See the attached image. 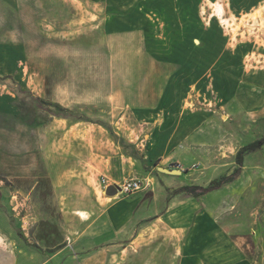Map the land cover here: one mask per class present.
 Segmentation results:
<instances>
[{
    "label": "rangeland",
    "instance_id": "obj_1",
    "mask_svg": "<svg viewBox=\"0 0 264 264\" xmlns=\"http://www.w3.org/2000/svg\"><path fill=\"white\" fill-rule=\"evenodd\" d=\"M237 1L22 0L19 10L0 2V43L25 48L18 75L0 78V87L24 84L18 112L0 113V189L10 195L0 198L22 254L49 257L68 236L92 232L62 227L44 158L53 147L76 186L99 188L101 176L143 183L112 197L133 207L75 252L81 264H179V243L196 223L228 230L248 260L264 264V146L222 191L174 192L231 174L237 152L264 135V0H244V11L255 6L246 12ZM173 114L194 126L187 146L154 159ZM173 163L181 175L160 170H178Z\"/></svg>",
    "mask_w": 264,
    "mask_h": 264
},
{
    "label": "crops",
    "instance_id": "obj_2",
    "mask_svg": "<svg viewBox=\"0 0 264 264\" xmlns=\"http://www.w3.org/2000/svg\"><path fill=\"white\" fill-rule=\"evenodd\" d=\"M88 1L95 2L99 0ZM0 2L4 6L10 7L13 10H19L22 5V0H0ZM237 2V12H246L247 10L255 7L252 5L246 11H244V8L242 7L244 0H238ZM24 59L25 48L22 46V44L17 42L0 43V78L5 76L15 77L18 75ZM21 79L16 81V89L1 85L0 113L14 114L18 112L19 107L17 103L18 100H20V93H18L17 88L20 86L24 87L23 79ZM7 81H9V79H6L4 82ZM26 86L29 87V84H26ZM170 93H173V87L170 88ZM185 118L186 117L183 115L179 116L173 114L174 123L163 130V134L167 136L168 141L166 142L165 146L158 148L157 151H154V159L161 158L162 155L169 149H178L180 147L187 146L186 141L188 140L189 134L193 130L194 126L190 125L191 121ZM44 158L50 167V177L52 178L53 186L55 187V191L61 204L60 211L62 212L63 216V229L67 231L92 230V232H88V235H86L87 233L80 232L78 233L79 238L77 239L68 236L67 240L69 242V246L66 245L62 247L49 257L31 252H24L22 254L20 241L17 238V234L15 233V226L13 223H11L10 216L6 212V207L4 205L5 202L0 198V264H81L78 261V255L75 252H77L79 249H84L85 247L89 248L92 246V244L96 243L98 240H101V238L104 236V232L107 229L112 230L117 226L115 221L109 222V218H116L117 213L122 214V211H126L128 208L132 209L133 207V203H129V200H125L126 202H119V198L113 200L110 198L114 196L105 195L103 188L100 185V179L101 177L107 176L100 177L98 181L99 188L97 185L96 187L86 185V182L81 179L76 181L80 183L79 186H76L74 185V179H69L68 177L63 176L65 167L64 161H57L59 156L57 153H55L53 147L48 148ZM60 158L63 157L61 156ZM108 159L111 160V158ZM104 160L109 161L106 160V158ZM173 164H171L169 168H172L171 166ZM102 168L104 171L108 172L112 167L110 165L108 166L107 164H104L103 167L101 166V169ZM239 178L235 182L202 197H207L222 191L224 188L235 184ZM108 179L112 184L120 183L112 178ZM74 187H78L79 189H77L78 191L75 192V194H72L70 191H72V188ZM178 188L176 187L175 190ZM0 192L4 197L10 196L9 192L5 189H0ZM189 196L193 197L192 195ZM70 198L77 199V202L74 204L72 210L71 208L66 207L67 201ZM86 205L90 206V210L85 209ZM79 211L86 213L88 215V219L84 220L80 216ZM215 225V223H212L209 226L202 223L197 225L196 223L194 226H192L187 236L182 238L181 242L179 243V264H256V262H252L247 259L245 254L239 249L237 242L229 236L230 233L228 230L225 232L224 236H219L217 231L219 228H217ZM93 230L97 231L96 237L94 238H92L94 236ZM220 233H222V230H220ZM84 234L85 236L89 237H84V239L81 238L84 236Z\"/></svg>",
    "mask_w": 264,
    "mask_h": 264
},
{
    "label": "trees",
    "instance_id": "obj_3",
    "mask_svg": "<svg viewBox=\"0 0 264 264\" xmlns=\"http://www.w3.org/2000/svg\"><path fill=\"white\" fill-rule=\"evenodd\" d=\"M60 117L67 118L66 114L59 115ZM264 146V135L255 141L243 146L236 154V162L238 164V167L229 175L222 176L219 179L213 180L210 185L207 187H202L198 185H192V186H185L178 188L175 190V194L180 193H187L189 195H192L193 197H202L204 195H207L211 192H214L216 190H219L223 188L224 186L231 184L235 182L241 175L242 168L244 166V160L245 157L249 154L255 153L262 149Z\"/></svg>",
    "mask_w": 264,
    "mask_h": 264
},
{
    "label": "built area",
    "instance_id": "obj_4",
    "mask_svg": "<svg viewBox=\"0 0 264 264\" xmlns=\"http://www.w3.org/2000/svg\"><path fill=\"white\" fill-rule=\"evenodd\" d=\"M171 167L178 170H183L182 166L179 164H173ZM100 185L102 186L104 193L108 187L115 186L119 195H131L141 191L143 188V183L138 178L125 179L121 183L112 184L107 177H101Z\"/></svg>",
    "mask_w": 264,
    "mask_h": 264
},
{
    "label": "water",
    "instance_id": "obj_5",
    "mask_svg": "<svg viewBox=\"0 0 264 264\" xmlns=\"http://www.w3.org/2000/svg\"><path fill=\"white\" fill-rule=\"evenodd\" d=\"M161 171L167 173V174H171V175H180L181 174V171L179 170H169V169H163V168H160ZM105 194L107 196H115L118 194V190L115 186H110L107 188V190L105 191Z\"/></svg>",
    "mask_w": 264,
    "mask_h": 264
},
{
    "label": "bare ground",
    "instance_id": "obj_6",
    "mask_svg": "<svg viewBox=\"0 0 264 264\" xmlns=\"http://www.w3.org/2000/svg\"><path fill=\"white\" fill-rule=\"evenodd\" d=\"M118 196H119V194H117ZM110 199H113L114 200V198H110ZM79 214H80V216L84 219V220H87L88 219V216H87V214L86 213H84V212H79ZM82 219V220H83Z\"/></svg>",
    "mask_w": 264,
    "mask_h": 264
}]
</instances>
